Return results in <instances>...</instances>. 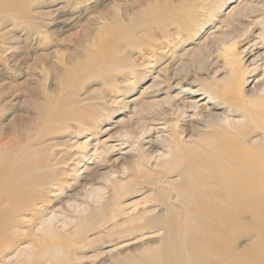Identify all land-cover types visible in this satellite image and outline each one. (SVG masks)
<instances>
[{"label":"rangeland","instance_id":"1","mask_svg":"<svg viewBox=\"0 0 264 264\" xmlns=\"http://www.w3.org/2000/svg\"><path fill=\"white\" fill-rule=\"evenodd\" d=\"M20 1L0 9V163L48 155V144L63 159L77 155L64 165L70 184L31 228L49 238L54 222L62 240L43 245L41 264H146L143 251L157 250L162 234L131 229L161 192L142 184V171L169 178V163L158 164L174 156L177 136L218 130L208 117L247 123L248 139L264 134V0ZM235 69L247 117L226 99ZM142 124L157 129L141 137ZM22 246L0 251V264H14Z\"/></svg>","mask_w":264,"mask_h":264},{"label":"bare ground","instance_id":"2","mask_svg":"<svg viewBox=\"0 0 264 264\" xmlns=\"http://www.w3.org/2000/svg\"><path fill=\"white\" fill-rule=\"evenodd\" d=\"M11 7L21 9L23 5L20 0H0V9ZM116 27L121 28L120 25L113 26V35L121 32ZM260 56L258 54L256 59ZM238 69L233 70L231 93L225 97L236 100V103H230L231 112L238 109L247 117L253 110L243 92L242 79L245 76ZM167 114L162 112L164 116ZM93 119L87 125L96 130L97 120ZM218 120L222 122L221 118ZM227 120L218 127L219 123L214 124L208 117L206 121L218 129L215 132L200 134L196 139L177 136L175 145L180 148H174V156L158 164L169 163L166 166L168 174L176 178H167L163 173L151 174L149 166L150 170L142 171L145 179L142 184L150 183L154 186L153 191L158 187L161 192L155 206L135 217L148 213L152 216L131 229H155L162 234L157 250L143 251L150 257L146 264H264V134L259 139H251L249 135L248 139L246 135L251 130L248 131L247 123ZM251 122L261 121L251 118ZM142 125L141 137L157 129ZM46 147L50 151L48 155L33 151L9 164L0 163V251L16 244L22 246L32 239L31 245L28 243L20 249L19 255L26 254L25 259L19 261L16 254L17 258L11 260L14 264H41L38 253L43 245L52 246L62 241L57 238L60 234L55 230L54 222L47 224L48 228H54L49 232L50 240L41 233H38L39 237L31 228L36 223L34 221H41L49 208H53L54 198L60 194L55 190L70 184V174L64 165L72 163L77 155L63 159L61 154L56 156L54 144ZM115 179H109L111 185ZM110 195L102 210L112 206L115 192ZM157 205L162 211L157 210ZM27 216L30 218L24 219Z\"/></svg>","mask_w":264,"mask_h":264}]
</instances>
